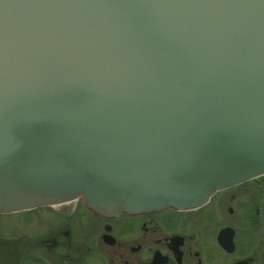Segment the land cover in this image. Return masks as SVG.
Returning <instances> with one entry per match:
<instances>
[{"label": "water", "instance_id": "obj_1", "mask_svg": "<svg viewBox=\"0 0 264 264\" xmlns=\"http://www.w3.org/2000/svg\"><path fill=\"white\" fill-rule=\"evenodd\" d=\"M264 175V0H0V212L189 209Z\"/></svg>", "mask_w": 264, "mask_h": 264}, {"label": "flooded vegetation", "instance_id": "obj_2", "mask_svg": "<svg viewBox=\"0 0 264 264\" xmlns=\"http://www.w3.org/2000/svg\"><path fill=\"white\" fill-rule=\"evenodd\" d=\"M0 264H264V175L189 209L101 215L74 199L0 212Z\"/></svg>", "mask_w": 264, "mask_h": 264}]
</instances>
